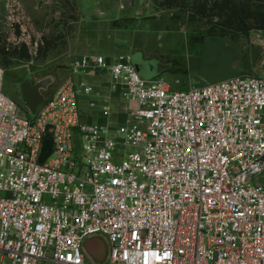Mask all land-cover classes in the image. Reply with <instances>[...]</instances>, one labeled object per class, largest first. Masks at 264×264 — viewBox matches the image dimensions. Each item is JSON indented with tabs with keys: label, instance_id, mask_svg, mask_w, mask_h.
<instances>
[{
	"label": "built area",
	"instance_id": "2783aa9c",
	"mask_svg": "<svg viewBox=\"0 0 264 264\" xmlns=\"http://www.w3.org/2000/svg\"><path fill=\"white\" fill-rule=\"evenodd\" d=\"M99 72L129 106L116 125L83 121L112 115L80 79ZM4 81L0 264H264V73L182 92L128 55L82 56L33 120Z\"/></svg>",
	"mask_w": 264,
	"mask_h": 264
},
{
	"label": "rangeland",
	"instance_id": "374dc122",
	"mask_svg": "<svg viewBox=\"0 0 264 264\" xmlns=\"http://www.w3.org/2000/svg\"><path fill=\"white\" fill-rule=\"evenodd\" d=\"M207 31L184 13L158 8L156 0H0V36L14 47L26 44L32 57L3 67V91L22 105L20 87L27 78L54 77L45 94L49 98L70 75L72 64L87 55H128L133 65H145L144 80H162L172 91L264 73V31L235 40L209 38ZM256 42L262 55L253 64ZM161 65L165 70L157 73ZM79 148L76 144L77 157ZM88 244L90 255L101 262L103 243L92 239Z\"/></svg>",
	"mask_w": 264,
	"mask_h": 264
},
{
	"label": "trees",
	"instance_id": "16d2710c",
	"mask_svg": "<svg viewBox=\"0 0 264 264\" xmlns=\"http://www.w3.org/2000/svg\"><path fill=\"white\" fill-rule=\"evenodd\" d=\"M156 5L163 10L184 13L192 23L205 24L209 38L235 40L247 37L253 31H264V0H156ZM0 58L5 69L14 60L32 59L26 44L14 47L2 36Z\"/></svg>",
	"mask_w": 264,
	"mask_h": 264
},
{
	"label": "water",
	"instance_id": "95a60500",
	"mask_svg": "<svg viewBox=\"0 0 264 264\" xmlns=\"http://www.w3.org/2000/svg\"><path fill=\"white\" fill-rule=\"evenodd\" d=\"M253 55V64H256L260 59L261 54V44L256 42L252 47ZM134 67L138 74L142 75V67L137 64H134ZM165 70V66H159L157 73H161ZM32 77L27 78L20 87L22 107L26 110L29 115V118L33 120L37 114V110L46 102L45 94L48 91V88L55 83L54 77H46L39 81H34ZM53 140L51 136H47L43 143V149L41 157L39 160L40 164H43L52 154ZM88 243L86 244V249L88 253L91 252L88 249ZM103 253V252H102Z\"/></svg>",
	"mask_w": 264,
	"mask_h": 264
},
{
	"label": "crops",
	"instance_id": "0c3cea01",
	"mask_svg": "<svg viewBox=\"0 0 264 264\" xmlns=\"http://www.w3.org/2000/svg\"><path fill=\"white\" fill-rule=\"evenodd\" d=\"M80 79L86 83L93 85L98 93L103 98L101 103L109 105L112 109V115L109 119L104 118L99 111L90 110L86 105L83 106V121L98 126L116 125L125 118L128 110V105L123 103L118 95L112 94L109 91L110 75L108 73L99 72L96 74L83 75ZM85 101V100H83Z\"/></svg>",
	"mask_w": 264,
	"mask_h": 264
},
{
	"label": "flooded vegetation",
	"instance_id": "af4514ba",
	"mask_svg": "<svg viewBox=\"0 0 264 264\" xmlns=\"http://www.w3.org/2000/svg\"><path fill=\"white\" fill-rule=\"evenodd\" d=\"M137 65H139L140 67H142V74H144V70L146 69L145 68V65L143 66L141 63H137ZM149 72L150 73H153L154 72V69H152V70H149ZM149 73H145V75H148ZM33 83H34V81H33ZM55 84V83H54ZM51 87V86H50ZM50 87L48 88V90L50 89Z\"/></svg>",
	"mask_w": 264,
	"mask_h": 264
}]
</instances>
